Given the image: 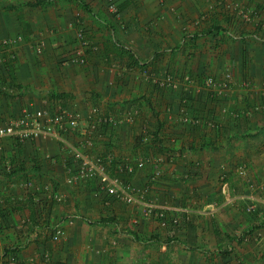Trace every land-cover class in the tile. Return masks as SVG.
<instances>
[{
    "label": "crops",
    "instance_id": "0c3cea01",
    "mask_svg": "<svg viewBox=\"0 0 264 264\" xmlns=\"http://www.w3.org/2000/svg\"><path fill=\"white\" fill-rule=\"evenodd\" d=\"M82 1L89 10L78 0H0V120L25 107L133 113L134 123L95 130L83 124L66 139L109 156L115 171L132 165L134 174L125 177L136 187L151 185L150 200L179 223L98 197L95 181L68 183L75 166L55 138L6 139L0 264L22 240L18 260L39 264H46L45 253L47 264H264V203L247 213L254 187L264 181V0H113L116 18L104 0ZM234 3L256 10L259 19L245 21L230 9ZM80 30L93 47L84 65L71 61L82 45ZM18 37L16 45L3 43ZM166 74L178 85L191 74L194 89L213 77L225 89L217 99L205 87L194 95L201 99L189 110L202 121L189 127L177 117L182 87L166 93L154 83ZM157 131L161 142L147 143L144 136ZM240 166L247 176L239 175ZM158 167L162 176L152 181ZM47 187L63 201H53ZM17 197L25 202L13 212L8 205ZM110 218L116 221L103 223Z\"/></svg>",
    "mask_w": 264,
    "mask_h": 264
},
{
    "label": "built area",
    "instance_id": "2783aa9c",
    "mask_svg": "<svg viewBox=\"0 0 264 264\" xmlns=\"http://www.w3.org/2000/svg\"><path fill=\"white\" fill-rule=\"evenodd\" d=\"M230 9L239 15L242 19L247 22L256 21L259 19V13L253 9H246L240 4H233L230 6ZM109 11L111 13L119 15L118 7L114 2L109 3ZM73 24H71L72 26ZM262 31L264 32V23H261ZM79 38L82 41L81 47L74 53L72 62L80 65L86 63V52L91 50V42L88 41L84 36V31L80 30ZM17 40H6L4 45H11L16 43ZM41 52V48L38 49ZM1 61V59H0ZM231 75L226 74V78L230 79ZM154 83L163 89H170L171 87H177L179 84L176 77L173 74H166L164 77L154 76ZM196 80L192 79L190 75H185L183 81L181 82L182 89L186 92L184 100L182 103L186 104L188 95L192 92L195 94H200L204 90L210 92H215L216 99L220 98L223 94L224 87L221 83H217L216 79L209 77L206 80L205 86L194 89ZM248 86V85H247ZM168 111L171 112V108H168ZM223 111H227L226 107ZM170 114V113H169ZM235 118H239V114H233ZM135 115L133 113H128L124 117H117L112 114H100V108L92 107L88 111L81 110H72L65 107H60L55 111H51L50 108H33L25 107L20 116L7 119L5 121L0 120V164H1V155L4 151V140L10 139L17 143H26L29 141L35 140L38 136L46 135L52 138H55L61 141L67 154L72 158L74 162L75 169L71 168L70 176L68 178V183L77 184L79 182L85 181H95L97 183V192L96 196H108L113 200L123 203L128 206H141L143 215L146 218L158 217L163 220L164 223L170 221L171 223L177 225L179 223L177 218L168 217L167 211L162 208H158L152 200H150L151 195V185H146L143 187L134 186L129 180H125L122 176L124 174L133 175L135 168L132 165H120L117 170V174L114 175L111 173L110 165L112 159L109 156L101 155H91L86 152L82 147H78L75 144L70 143L66 138L67 134L73 130H78L81 125L88 124L91 126L92 130H95L99 127L100 124L106 125H120L122 123H134ZM178 120L180 123L187 125L196 126L201 123L202 119L193 116L188 107L183 106L180 108L178 114ZM211 127L216 128V124L210 123ZM145 131V130H144ZM145 141L149 142L150 137L148 133L144 136ZM88 148H91L93 143L92 141L86 140ZM160 159H148L147 163H158L161 164ZM144 162V161H143ZM240 176H247V169L245 166H240L238 169ZM162 176V169L157 168L154 176H152V181H156L157 178ZM26 187H34L32 182H28ZM45 190L51 196V199L56 202H62L63 197L57 193L51 192L47 187ZM251 203L247 207L248 213H256L259 211L257 204L264 203V184H257L254 187L252 196L250 198ZM1 204V200H0ZM63 234V230L60 228L56 232V237H59ZM248 240V238L246 239ZM257 241H260V238H257ZM15 256L11 257L10 264H39L36 259H31L28 262H22ZM50 259V254L45 253L42 260L48 262Z\"/></svg>",
    "mask_w": 264,
    "mask_h": 264
},
{
    "label": "trees",
    "instance_id": "16d2710c",
    "mask_svg": "<svg viewBox=\"0 0 264 264\" xmlns=\"http://www.w3.org/2000/svg\"><path fill=\"white\" fill-rule=\"evenodd\" d=\"M78 1H80V4L84 7V8H86L87 10H89L88 9V6H87V4H85V2H83L82 0H78ZM104 2H105V4H106V7H107V10L106 11H108V13L110 14V15H112L113 17H118V15L117 14H114V13H111L110 11H109V3L110 2H114L113 0H104ZM11 74V77L13 78L12 80H15L14 79V75H13V73L11 72L10 73ZM187 75H190V77L194 80V78H193V76L191 75V74H187ZM13 83H15V81H13ZM200 86H202V85H200ZM158 90H161L162 92H169L170 91V89H163V88H158ZM181 90H183L182 91V94H180V97H179V104H178V108H177V112L178 111H180V108H182L183 106H186V107H188L189 109H191L193 106H194V103H196L199 99H201V98H199L198 96H194V95H196L194 92H192V93H190L189 95H188V98H187V103L186 104H184V103H182V100H184V98H185V95H186V92H184V89H181ZM58 96V97H57ZM56 97L57 98H59V97H62V96H60V95H57ZM172 107V104H168V106L166 107L167 109L166 110H168V108H171ZM192 110V109H191ZM51 111H52V109H51ZM173 111H174V108L172 109L171 108V113H173ZM191 112V114H193L192 113V111H190ZM178 114H179V112H178ZM213 123L214 121L213 120H207V123ZM215 124V123H214ZM185 125V124H184ZM187 125V124H186ZM216 126H217V124H216ZM189 127H192V125H190ZM216 129H218V126L216 127ZM148 136L150 137V141H156L157 143H160L161 142V137H163L162 136V134L160 133V131H157V132H148ZM145 138V137H144ZM34 141V140H33ZM20 143V142H19ZM147 143H149V142H147ZM20 144H23V143H20ZM182 151V150H181ZM73 164H74V162H73ZM118 167L119 166H117L116 167V169L118 170ZM113 168V162L111 163V165H110V170H111V173L112 174H114V175H116L117 174V170L115 171V170H113L112 169ZM126 176V174H124L122 177L125 179V180H127L128 181V178L127 177H125ZM104 197H106V198H108V199H110V200H113L112 198H110V197H108V196H104ZM35 203H37L36 201H35V197H34V199H32ZM109 200V201H110ZM115 201V200H114ZM25 201L23 200V199H20V198H13V199H11V202H10V204L8 205L9 206V210H12L13 212L14 211H21V205L24 203ZM37 205H38V203H37ZM128 206V205H127ZM11 207V208H10ZM2 210H0V212H1ZM258 212V211H257ZM248 213V212H247ZM2 216H4L5 215V212L4 211H2V213H0ZM249 215H254V214H256V213H248ZM8 218V217H7ZM156 218H158V217H156ZM4 220H6V217L4 218ZM115 222L116 220H115V218H110L109 220L108 219H105V220H103V223L104 224H107V223H110V222ZM26 239H27V237H26ZM24 243H26V242H24V240H22L20 243H19V245H14V247H10V248H8L7 250H6V254H5V258H8V260L7 261H5L4 262V264H10V260H11V257L12 256H15L14 258H16V259H18V257H16V255H18V252L20 251L19 249H21V247H22V245L24 244ZM23 248V247H22ZM12 256H11V255ZM46 264L48 263V262H45ZM11 264H12V261H11Z\"/></svg>",
    "mask_w": 264,
    "mask_h": 264
},
{
    "label": "rangeland",
    "instance_id": "374dc122",
    "mask_svg": "<svg viewBox=\"0 0 264 264\" xmlns=\"http://www.w3.org/2000/svg\"><path fill=\"white\" fill-rule=\"evenodd\" d=\"M108 12V11H107ZM12 40H17L16 41V43H13V44H11L10 46H13V45H16V44H18V43H20L21 42V40H22V38H20V37H18V38H13ZM40 48H42V46H40ZM37 49H39V48H37ZM38 51V50H37ZM1 63V62H0ZM42 75V74H41ZM44 75H42L41 77H43ZM41 80H44L43 78H41ZM11 90H13V88L11 87L10 89L7 87V89H6V92L8 91V93H11ZM10 96H12L13 97V95H10ZM12 97L11 98H9V99H12ZM8 99V100H9ZM13 100V99H12ZM172 109L173 108H175V105H172V107H171ZM239 169V168H238ZM263 184H264V181H261Z\"/></svg>",
    "mask_w": 264,
    "mask_h": 264
},
{
    "label": "clouds",
    "instance_id": "9594fccd",
    "mask_svg": "<svg viewBox=\"0 0 264 264\" xmlns=\"http://www.w3.org/2000/svg\"><path fill=\"white\" fill-rule=\"evenodd\" d=\"M7 46H10V45H7Z\"/></svg>",
    "mask_w": 264,
    "mask_h": 264
}]
</instances>
